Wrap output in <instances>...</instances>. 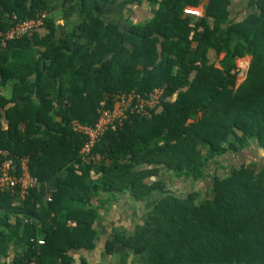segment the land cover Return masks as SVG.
<instances>
[{
    "label": "trees",
    "instance_id": "trees-1",
    "mask_svg": "<svg viewBox=\"0 0 264 264\" xmlns=\"http://www.w3.org/2000/svg\"><path fill=\"white\" fill-rule=\"evenodd\" d=\"M115 1L143 0H0V37L48 12L44 33L0 48L10 90L0 95V149L28 157L38 180L24 199L0 190V264H72L68 251L95 248L99 209L115 195L145 207L113 227L105 251L122 253L110 264H264V0H246L238 19L234 0H145L153 16L123 24L101 17ZM202 3L200 16L183 12ZM58 5L79 19L62 37L50 16ZM244 56L247 68L236 62ZM160 86L149 114L104 133L99 161H80L85 137L72 120L93 125L115 94ZM251 144L262 156L247 155ZM227 153L243 161L226 166ZM174 177L189 188L178 193ZM11 245L19 251L7 261Z\"/></svg>",
    "mask_w": 264,
    "mask_h": 264
},
{
    "label": "built area",
    "instance_id": "built-area-1",
    "mask_svg": "<svg viewBox=\"0 0 264 264\" xmlns=\"http://www.w3.org/2000/svg\"><path fill=\"white\" fill-rule=\"evenodd\" d=\"M193 8L195 10H193ZM183 12L200 16L202 11L197 7H186ZM46 11H39L35 17L20 20L11 26L0 37V48L5 47L9 40L19 38L23 35H31L44 27ZM164 87L153 88L149 93L142 95L134 90L115 94L113 105L109 108H98L97 119L93 125H87L72 120L71 129L84 135L85 141L79 150V159L84 164L99 161L102 155L95 152L94 146L100 141L109 128H121L132 115H147L155 108L164 94ZM0 95H5L4 87L0 84ZM8 152L0 149V190L13 194L17 190L20 199H24L29 191L38 185V180L29 172L28 157H20L18 162L7 157ZM43 244L42 239L37 240ZM28 264H36L34 258Z\"/></svg>",
    "mask_w": 264,
    "mask_h": 264
},
{
    "label": "crops",
    "instance_id": "crops-1",
    "mask_svg": "<svg viewBox=\"0 0 264 264\" xmlns=\"http://www.w3.org/2000/svg\"><path fill=\"white\" fill-rule=\"evenodd\" d=\"M204 5L205 4L202 3L197 8H200L203 12ZM154 11L155 7H151L145 0H143L139 4L133 3L128 6H123V4H116L115 1L108 7L107 10L102 11L101 17L117 24H123L125 22L138 23L140 21L150 19L153 16ZM65 12L66 11L59 5L50 12V16L53 17V21L56 25V33L58 36L61 37L64 36L65 33L68 32L70 28L76 25L79 21L76 11L70 13ZM46 14H48L47 11ZM39 32H41V34L44 33L45 27L41 28ZM212 55L213 54H211L210 56ZM4 91L5 95L9 96V86L4 87ZM254 148L255 146L253 145V149ZM165 177H167V175H165ZM134 201L135 200L128 195H117L116 202L115 195V199L113 200L112 204L108 207V209H99L100 219L95 223V226H97V229L99 231L98 238L96 239V246L92 251H68L67 254L71 257L72 264H81V258H84L89 264L111 263V261L107 257L108 254L105 251L107 240L110 238V234L112 233L113 227H116V225L119 224L128 225L130 221L128 216H133V214H137V212L133 213L130 210L132 206H135ZM76 221L77 220L75 219V215H72L69 219V224H75ZM16 251H19V249H15L14 246L11 245L7 261L11 259L12 255Z\"/></svg>",
    "mask_w": 264,
    "mask_h": 264
},
{
    "label": "rangeland",
    "instance_id": "rangeland-1",
    "mask_svg": "<svg viewBox=\"0 0 264 264\" xmlns=\"http://www.w3.org/2000/svg\"><path fill=\"white\" fill-rule=\"evenodd\" d=\"M246 3H247L246 0H234L233 3L230 6L231 16H233V17L237 16V19L243 17L246 14V12H248V8H246L247 7ZM193 10H195V9L193 8ZM148 11H150V10H148ZM221 56H222V54H220V57ZM247 59L249 61V58L247 56H244V57H241V58L237 59V61H236L237 65L242 67V68H246L247 65H248ZM240 80L241 79H239V81ZM248 150H250V151H248L247 155L250 156V157L259 158V156H262V154H260L256 148L253 149V144H251L249 146ZM243 159H245V158H243ZM218 160H219V162H221L222 164H224L226 166L227 165L228 166L236 165V164L240 163V161H243L241 158L239 159L237 157H233V155L231 153H227L226 155L225 154L221 155L220 157H218ZM207 169H208L207 171H210V173L212 172L211 168L210 169L207 168ZM227 171H228L227 169H222L221 170L222 173H226ZM153 182H154V179H151L150 183H153ZM174 182H177V184L179 183V188H176L177 189L176 191L178 193H181V192H183V191H185V190H187L189 188V184L190 183L188 182V180L185 181L183 179H178V178L174 177ZM208 183H209V180H207V179L206 180H202L201 183L199 182L195 186V188L200 190L202 193H205V191L206 192L208 191V185H207ZM202 184H205L206 187H204V185H202ZM134 204H135V206H132L130 208V210L133 213L137 212V214L138 213L140 214L141 211L143 210V208L145 207L144 202L140 201V204H139L137 201H134ZM134 204H131V205H134ZM139 206H141V208ZM115 253H116V255H110V254L107 253L108 254L107 257L109 258L111 263L117 261V257H118L119 254L122 253V250H119V248L116 247Z\"/></svg>",
    "mask_w": 264,
    "mask_h": 264
}]
</instances>
